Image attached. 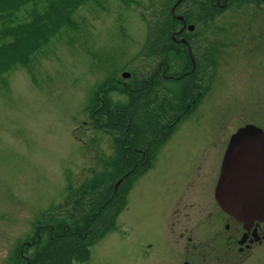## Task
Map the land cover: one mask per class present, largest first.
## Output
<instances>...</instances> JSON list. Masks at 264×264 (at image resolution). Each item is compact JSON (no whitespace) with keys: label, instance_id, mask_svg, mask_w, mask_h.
<instances>
[{"label":"rangeland","instance_id":"1","mask_svg":"<svg viewBox=\"0 0 264 264\" xmlns=\"http://www.w3.org/2000/svg\"><path fill=\"white\" fill-rule=\"evenodd\" d=\"M176 1L85 0L56 34L20 54L0 77V264H31L33 250L20 258L24 247L48 220L71 224L76 200L87 199L81 196L87 179L116 169L125 174L134 163L131 176L113 182L114 194L90 231L54 235L58 240L35 264L49 257L51 264H76L69 254L80 243L89 247L86 264H264V240L239 255L224 221L208 218L218 212L209 206L230 137L248 124L264 131V0H228L217 11L184 1L175 14L192 16L191 46L212 50L206 61L195 56L192 82L177 98L186 115L170 132L143 127L134 145L127 144V132L105 125L104 96L115 114V104L127 102L147 108L144 118L165 112L162 99L155 108L149 95L140 100L115 90L144 80L157 62L153 38L172 20ZM124 72L130 77L122 78ZM147 143L143 167L137 150ZM122 156L134 162L124 168Z\"/></svg>","mask_w":264,"mask_h":264},{"label":"trees","instance_id":"2","mask_svg":"<svg viewBox=\"0 0 264 264\" xmlns=\"http://www.w3.org/2000/svg\"><path fill=\"white\" fill-rule=\"evenodd\" d=\"M83 1L85 0H0V77H2L4 73L15 64L20 54L34 48L37 43L45 41L47 38L56 34V31L65 24L66 20L75 11L76 7H78ZM209 6L210 9L212 8L214 11H217V5L213 2H210ZM23 12H26L25 19L24 21L18 22L19 15ZM187 17L189 18L190 16ZM187 20L189 21V19ZM174 23L177 24V22L173 19L167 21L166 24L161 25V30L158 29V33H160L161 36H155L153 39H157V42L164 41L166 39L165 36L167 32L171 29L174 30ZM155 28L157 29V27H154V29ZM148 46L151 47L153 45L150 43ZM210 52H212L211 47L202 48L197 53L196 58L200 61L202 59L206 61L210 58ZM178 56L179 65L182 67V70L185 71V69L190 65L189 59L186 55V50L185 52L179 51ZM186 62H189V64H186ZM193 76L194 73L192 72L176 81L161 79L157 81L155 86H153V88H158L159 93L161 92L159 95H156L157 88L149 90V93H153L151 95L148 93L144 94L145 96L149 95L151 97L148 101L152 103L155 108L158 104L157 102L161 99L162 102L165 103V105H163L166 106L165 112L160 115L159 112H157L156 114L158 117L156 118H144V112L148 111L147 108L144 109V106L139 103L137 106H133L130 102H127L126 104L116 103L115 105L119 114H115L110 110L109 99L106 97V101H104L105 96L102 97L104 102L103 113H105V116L110 119L105 125L113 127V129L119 133L124 130L122 136L127 132V135L132 136L130 138V142H127V144L130 145H134L136 140L134 137L143 132V127L147 130V128L151 129L152 126H156V129L159 128L157 131L163 129V131L170 132L175 126L174 123L185 116L186 111H188V107L183 109L182 102H178L177 98L183 97L182 95H184L187 91L188 86L192 82L191 79ZM120 94H126L131 97V95L125 91ZM142 94V92L139 93L138 98H140V100L145 97ZM157 106L160 105L158 104ZM155 108H152V110ZM173 113L177 114V118L174 117V115L172 116ZM169 116L173 121L169 124L168 121L166 123L168 125L166 126L164 124ZM161 122L164 124H161ZM129 123H131V127L128 126ZM124 125H127L126 128ZM152 135L154 134L152 133ZM163 138V140H166L165 137ZM129 156L126 158L122 156V159L118 157L119 162H122V167L125 168L127 164H132L134 162V159L131 161ZM115 158L118 159L117 157ZM141 161H143V167L145 165V167H147L149 160L142 159ZM108 164H111V167H113L115 162L114 164L113 162H109ZM125 170L126 169L118 171V169H116L115 171H109L105 177H102L101 174H95V176H92V180L87 179V182L84 183V188L82 189L85 192L81 195L82 197L86 196L87 199L80 202H77L76 200L77 205L72 208V213H70L69 219L73 220L75 218L71 221V224L66 223L65 218L63 220L55 218L48 220L43 225L44 227L41 228V231L36 233V236H39L40 239L37 242H34L33 245L25 246V249L23 250L24 253H29L31 250H33V253H44V251L49 248L48 246H51L58 240L56 238L52 239L51 237L56 234H60L61 232L63 233L66 230L69 232L72 231L73 233L81 232L84 233V235L86 234V231H90L89 229L93 225L92 222L99 214L97 212L104 209L103 206L106 204V200L110 198L111 194H114L113 182L116 183L117 178L124 177L128 172L127 171L123 174ZM135 171L136 168H132L130 173L124 179L131 176ZM86 193L88 195H86ZM79 215H81L80 218ZM37 230L39 231V229ZM39 245L41 246L39 247ZM69 257H73L76 264H86L90 258L88 245L84 243L77 244L72 248ZM30 259L31 264H35L38 261L32 258ZM51 260L52 259L49 257L45 261L42 260V262L45 264H51Z\"/></svg>","mask_w":264,"mask_h":264},{"label":"water","instance_id":"3","mask_svg":"<svg viewBox=\"0 0 264 264\" xmlns=\"http://www.w3.org/2000/svg\"><path fill=\"white\" fill-rule=\"evenodd\" d=\"M221 165L214 190L218 206L245 230L254 222H264V132L249 124L237 129Z\"/></svg>","mask_w":264,"mask_h":264},{"label":"flooded vegetation","instance_id":"4","mask_svg":"<svg viewBox=\"0 0 264 264\" xmlns=\"http://www.w3.org/2000/svg\"><path fill=\"white\" fill-rule=\"evenodd\" d=\"M214 1H215L214 4L217 5V7L219 8H223L224 6H226L225 4L228 3V0H214ZM188 13L189 12H185L184 14H188ZM187 16H183L185 19H183L184 22L181 21L179 23V28H175L174 30L167 32L165 36L166 40L158 42L159 46L155 48L157 62L154 64V66L147 67L148 72L144 76L146 78L140 82H138V79L135 80V78H133L131 84L129 85L123 84L122 89H119L120 91H125L132 97L137 96V95L139 96V93H141L142 91H143L142 93L145 94L147 91L153 89V86H155L157 84V81L161 79H164V80L166 79L168 81H176L179 79L177 77L182 76L184 74H186L187 76L188 73H192L196 70L195 69L196 60H195V65L192 70H186L183 73H181V70H180L176 72V73H179V75H176V73H174V71H176L177 67L179 66V59H178L179 51L186 50L187 57L189 58V56L192 55V57L195 59V56H197V53L199 52V50H201L202 48H205L204 45L202 46L200 45V43H198L197 45L198 47H196V49L194 48L193 45L191 46V41L194 38L192 37L194 30H189V28L187 27L188 26V23L186 22ZM157 36L160 37L161 34ZM168 38L170 39V42H168L167 40ZM182 40L184 41V43L182 42ZM171 46H174V47H171ZM173 50L175 51L176 56L175 55L169 56V53H171ZM145 55L147 57L146 59L149 60L151 55L147 53H145ZM172 56H174L175 58H173ZM138 152L140 154L143 153V151L141 150H137V153ZM141 156L147 157V155L144 153ZM221 162L219 164L220 166H219V171L217 174L218 176L216 178V181L219 178V172L222 167ZM135 164L136 163H134L133 166H135ZM214 187H213V190H214ZM208 200H211V199H208ZM181 202L183 204L185 203L183 201ZM212 202L213 204H211V206L209 207L213 209L216 208L218 212L214 213V210H212L211 214L208 215L209 220H211V222L213 221L214 223L220 220L224 221L225 225L223 228L225 229V233H228L227 239L231 241L232 247H237L235 250H237L239 255H243L244 252L250 251L252 247H255L258 243H261L264 240V224L263 223H254L251 227H249V229L245 230L244 228H242L241 224H239L238 222H235L232 218L228 217L226 214H224L220 210V208L217 207L214 197H213ZM180 214H182L181 211H180ZM180 214L177 215L178 218L180 217ZM53 237L54 236H52L51 238ZM190 239H191L190 237H187L186 241L190 242ZM41 255H43V253L34 252L33 254H30V258L37 260V258H40ZM25 258H27V256ZM27 261H29V259ZM184 263L193 264L192 262L187 261V260H184V262H182V264Z\"/></svg>","mask_w":264,"mask_h":264}]
</instances>
